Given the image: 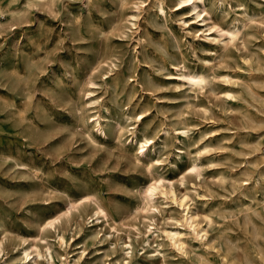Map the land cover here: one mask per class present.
Listing matches in <instances>:
<instances>
[{"label": "rangeland", "instance_id": "obj_1", "mask_svg": "<svg viewBox=\"0 0 264 264\" xmlns=\"http://www.w3.org/2000/svg\"><path fill=\"white\" fill-rule=\"evenodd\" d=\"M135 1L15 0L21 12L0 15V54L25 48L36 61L14 95L22 101L31 91L50 114L41 121L47 137L31 142L24 123L0 112V155L15 156L0 157L8 264H264V0H207L209 14L200 17L178 0H165V17L157 0H145L139 27L128 19ZM236 28L231 39L225 31ZM181 60L205 72L203 87L177 77L171 62ZM11 83L0 73L1 91ZM91 95L109 107L108 135L90 137L91 123L78 117L94 113ZM130 105L141 119H127ZM183 123L187 135L174 130ZM131 126L153 136L141 160L130 139L121 143ZM155 180L168 194L147 209L144 187ZM87 193L111 213L109 222L88 219L92 198L66 211L67 195ZM187 205L193 219H185ZM56 214V227L44 225ZM150 219L159 236L148 232ZM166 231L180 232L185 246ZM28 242L43 253L37 262L19 252Z\"/></svg>", "mask_w": 264, "mask_h": 264}, {"label": "bare ground", "instance_id": "obj_2", "mask_svg": "<svg viewBox=\"0 0 264 264\" xmlns=\"http://www.w3.org/2000/svg\"><path fill=\"white\" fill-rule=\"evenodd\" d=\"M15 0H0V15L5 16L7 19L15 14H19L21 10H15L13 8ZM136 8L137 13L128 14V19L131 21V24L135 27H139L138 24V12L141 9L140 3H144L145 0H136ZM157 6L159 11L163 13L165 17H167L166 11V2L165 0H157ZM180 4L190 5L191 10L194 11L197 17H200L203 12L209 14L208 3L207 0H178ZM140 13V12H139ZM206 18L203 15L202 20L204 21ZM131 29V28H130ZM219 30L222 31V28ZM230 35L231 39H234L238 35V28L236 30H228L225 31ZM141 39V36L139 37ZM226 46V45H225ZM22 64V65H21ZM172 67H174L178 73L177 77L182 78L184 81L188 82L192 87H203L207 82V76L204 71L199 69L191 68L185 60L181 61H173L171 62ZM35 66L36 61L32 54H30L29 49L25 48H14L10 53L3 52L0 54V73L4 74L6 71L9 72L12 77V85L5 91L0 90V112H4L8 114L12 120H17L18 122L24 123V132L22 134L23 137L28 139L31 142H41L47 137V131L43 128L41 123L42 120H45L46 117H49V109L46 105L41 103L39 99L33 98L32 92L23 91L22 93V101L16 98V95L13 93V89L17 88L18 84L28 85L32 76L35 74ZM171 76H175L174 73H169ZM131 80H135V78L131 77ZM92 86L96 85L95 82H90ZM62 89V88H61ZM66 89V88H65ZM58 92L61 90L58 89ZM93 90H90L88 93L93 94ZM101 96L94 97L90 96V100L88 103L93 104L94 113L91 115L85 116L80 113L78 117H82V120H86L88 124H90V137L94 135V132H99L100 134L108 135V128L106 129L107 122L105 120H109V118L103 113V111L108 112L109 107L106 105L104 100H99ZM19 98V97H18ZM129 108V113L127 115V119H132L138 117L141 119L143 117V112H137L135 110L134 105L127 106ZM90 120V121H89ZM118 124V123H117ZM121 128L122 124H118ZM130 131V136H127L125 139L121 140L122 145H127V140L130 139L128 146L134 151V155L137 159L141 160L143 153L145 155V149H147V145L153 141V136L148 131H141L136 128V126H131L128 128ZM174 130L182 135H187L190 131V127L188 123H183L180 126L174 128ZM165 131V130H164ZM89 137V138H90ZM91 139V138H90ZM135 143V144H134ZM1 159L3 157L7 158H15V156L10 152L9 154L2 153L0 155ZM160 182L157 183V180L149 182L146 184L145 191L143 193L142 201L144 203V207L149 209L151 206H155L154 201L156 200V195L166 196L168 194V190L165 188H161L159 185ZM68 202L66 203V211L71 212L72 209H79L81 205L92 198L94 199L92 205L91 212L88 213V219L92 221L94 219L100 220L103 219L106 222H109L110 214L109 211L103 206L100 199L92 194L87 193L84 195H80L79 197H74L73 195H67ZM187 212L185 215V219H193L192 215H188L189 206H186ZM209 220H211L209 218ZM60 221V214L52 215L46 218V222L44 225H50L56 227V222ZM179 221V220H178ZM191 227H193L194 231L199 234L201 237H206L208 235V229L206 227L201 226L198 222H191ZM254 225V224H253ZM256 226V225H255ZM147 230L154 236H159V233L162 231L156 221L154 219H150V222L147 224ZM140 232V231H139ZM169 237L172 239L173 243L177 244L179 247L185 246V241L182 239V235L178 231H166ZM150 234L147 235V238ZM264 237V236H263ZM58 243L60 245H66L67 240L63 232L58 229L57 234ZM148 242L149 238H148ZM126 253L130 255L134 250V244L132 242V238L129 237V241L126 242ZM2 244H0V256L6 255L3 264H8V252ZM48 255L50 257L49 262L54 260V255L52 253V249L50 245L47 246ZM19 252L23 259H32L34 258V262H37V257H41L43 255L41 249L33 243H24L23 246L19 249ZM36 257V258H35ZM246 257V256H244Z\"/></svg>", "mask_w": 264, "mask_h": 264}]
</instances>
